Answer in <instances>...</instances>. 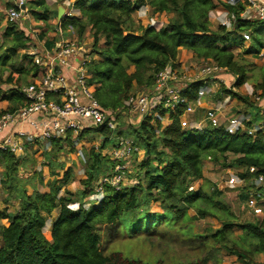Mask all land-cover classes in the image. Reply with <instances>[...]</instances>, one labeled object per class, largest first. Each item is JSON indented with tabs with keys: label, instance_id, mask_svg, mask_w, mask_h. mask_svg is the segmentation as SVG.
<instances>
[{
	"label": "trees",
	"instance_id": "obj_1",
	"mask_svg": "<svg viewBox=\"0 0 264 264\" xmlns=\"http://www.w3.org/2000/svg\"><path fill=\"white\" fill-rule=\"evenodd\" d=\"M146 6L155 13L171 14L168 25L160 28L135 25L133 13ZM222 6L234 16L231 30L220 24L216 29L211 28L209 14L218 7L214 0H74L71 8L77 14L61 17L60 27L64 31L71 28L79 39L90 32L96 59L88 64L89 82L95 86L98 103L104 109L117 111L119 121L120 116L129 114L121 112H127L125 101L133 92L153 88L157 73L167 66L177 68L175 60L180 48L190 51L194 59L212 63L235 77L234 90L221 84L219 93L209 95L213 102L231 97L248 103V96L237 91L248 75L243 63L235 58L234 47L242 45L243 35L251 32L253 41L243 53L258 55L264 50V23L242 19L240 13L245 8L242 3L225 2ZM29 8L38 20L46 22L57 18V12L50 13L46 0H30ZM15 28L13 23L5 27V37L13 36L9 47L13 52L12 55L6 52L1 55L3 66L11 57H18L16 48L24 49L29 41L23 31ZM101 41L102 46H99ZM28 64L31 66L21 65L15 69L16 80L11 75L5 81L0 78V117L18 109L2 106L3 101H14L21 106L26 103L22 88L28 83L22 76L29 73L34 76L38 71L31 56ZM12 82L14 87L9 91L1 87L2 83ZM208 82L210 79L207 78L190 81L181 90L184 102L173 109L160 106L154 109L161 118L169 114L170 123L166 126L151 113L143 116L136 127L125 124L122 127L119 122L114 131L96 128L102 140L98 148L91 146L85 177L80 180L82 187L75 192L64 188L60 193L72 178V169L60 163L55 155L46 154L49 175L53 179L46 183L47 189L40 191L33 184L32 192L28 193L25 183H31V179L22 180L17 173L25 161L8 150H0L5 175L2 181L8 180L12 184V197L18 201L14 214L0 210V219L9 222L7 226L0 225V264H142L120 252L105 256L101 251L97 223L112 225L125 214L130 217L132 230L147 231L162 226L174 228L181 221H193L207 215L218 216L221 226L210 233L214 244L235 255L241 264H264L254 258L264 252V216L255 221H238L219 199L220 192L216 191L214 199L203 189L209 181L204 176V169L210 164L220 169H243L236 175L244 182L238 188L246 198L255 189L264 194V184L256 186L254 183L258 175L264 176L261 132L254 136L247 132L230 134L224 125L185 130L180 122L190 103L198 99L199 89ZM253 91V94L259 91L264 94V65ZM118 137L130 139L145 152L144 158L135 161L134 169L128 174L129 178L136 179V183L119 189L106 185L101 199L85 208V200L95 190L99 178L112 170L114 163L103 150L108 141L115 139L116 142ZM48 143L51 151L56 152L74 146L69 135L50 139ZM54 168L59 170L54 171ZM198 180H203L202 186L190 189ZM75 203L77 208L72 209L70 205ZM152 204L161 210L150 212ZM190 209L196 210L194 216L189 215ZM53 212L57 215L47 237L43 228ZM233 229L242 232L238 240L232 238Z\"/></svg>",
	"mask_w": 264,
	"mask_h": 264
},
{
	"label": "rangeland",
	"instance_id": "obj_2",
	"mask_svg": "<svg viewBox=\"0 0 264 264\" xmlns=\"http://www.w3.org/2000/svg\"><path fill=\"white\" fill-rule=\"evenodd\" d=\"M20 1L21 0H0V57H2L1 55L4 52H6L8 55H12L13 52V50L9 48L10 44L13 43V36L5 37L4 35L5 27L8 23H13L16 27V30L23 31L26 37L29 38V41L26 44L27 46L24 49L16 48L15 53L18 55L17 58L11 57V59L6 62L4 66L1 65L0 62V78L3 81H5L9 75H11L14 80H16L18 74L15 69L17 67H20L21 65H27L30 67L31 65L28 64L30 56L34 58L35 56L40 55L43 49L42 47H44L46 43L50 44L49 47H46V49H49L57 40V38L61 37V34H58L57 29L55 28V19L48 20L46 22L36 19V17L31 14L29 8L30 0H23L24 5L18 6ZM64 1L65 0H56L54 4L49 7L51 9L56 8L57 5H63ZM214 2L218 5V8L223 7L222 4L225 3L223 0H214ZM20 8L24 10L23 15L21 14V16L14 21L10 20L8 16L9 10L17 9V11H19ZM66 8H68V4H66ZM147 8L148 7H144L140 11L133 13L135 25H152L156 28L166 27L168 25V22L172 17L171 14L155 13L150 8L146 10ZM211 13L212 12L209 14L210 26L212 29H216L219 23L215 16L217 17L218 13L215 12V16H213ZM226 28L230 30L233 28V26H226ZM61 31L64 36L63 39H78L84 45L86 50L84 54L85 58H88L90 61H92V59H96L93 48V40L89 31L86 32L81 39H79L77 37V33L70 28H67L65 31L61 28ZM246 33L250 34V39L245 41V48L234 47V53L235 58L243 63L247 70V80L244 85L239 88L241 89V93L244 94L243 96L247 97L246 93L248 91H252L255 83L260 80L261 68L264 65V56L261 55L252 57L243 53L244 50L249 49V46L253 41L251 32ZM99 46H102V41L99 43ZM187 52V54L183 55L184 61H187L185 67L189 68V70H193L194 74L192 75V78L196 79L198 76L196 69H201L202 73L204 65H209V62L196 60L193 57L190 58L188 54L191 52ZM185 55L187 56V59L185 58ZM210 65H212V63H210ZM226 73L229 72L224 71L221 73V75L223 74L224 76ZM179 76L181 75L179 74ZM22 78L25 80V82L29 83L32 80V74H26L22 76ZM202 78L210 79V81L213 79L208 75H205V77ZM223 80L224 83H221L223 86H229V88H232L234 80L231 78V76L226 75L224 76ZM13 83L14 82L8 84L2 83L1 87L5 91H9V89L14 87ZM178 84L180 86L181 82H178L177 85ZM8 96L9 92H7V97ZM2 106H16L19 108L18 103L14 101L11 102L10 100L3 101ZM251 110V113L253 114V121L262 122V119L258 115H255L254 110ZM142 118L143 117L138 114L131 113L125 116H120L119 122L121 126L125 124V126L129 125L136 127L139 125ZM97 134H99L98 131L94 128H91L86 130L83 136L86 138L89 135ZM94 140L98 143L101 141V139L97 137L87 138L84 140L86 142L82 146H75L76 144H73L74 146L66 147L62 150V152H56L55 150H52L47 153L42 148L45 149L47 145L49 146V143L46 141H38L36 144L26 148L24 153L25 155L22 158V160L25 161V164H22L18 168V177H21V179L25 181L27 179H31V183H25L27 184L26 188L29 193L32 192L33 184L40 191L47 189L46 183L49 180H52L53 177L49 175V169L47 167L45 155H55V158H57V160L59 159L60 163H63L65 166H73L71 167L73 173L72 178L67 184H69L68 188L70 191H77L82 187L80 184V179L82 178L80 174L83 169H85V165L88 160V152L92 146L91 142ZM114 141L115 139H111L107 142L103 153L106 154L104 151H108L113 147L115 143ZM134 163L135 157L132 155L131 162L128 163L129 166L127 167V176L125 177L126 179L121 187L131 186L136 183V179L129 178L128 175L134 169ZM55 169L56 168H54V171L59 170V168L56 170ZM241 171L243 170L233 168L220 169L217 166L206 164L204 174L207 177L206 179L209 181L203 187V189L214 199L216 194L220 192L221 195L219 199H221L231 209L236 217V220L255 221L264 216V197L259 202L261 214L254 215L251 210L252 202L246 198V196H244V192L239 191L240 188L238 187L229 186L227 183L228 176L232 174L234 176V174H237ZM0 175H2V178L0 179V210L4 209L7 210L8 213L14 214V212L18 209V201L15 197H12V184L8 180L6 182L2 181V179H5V175L4 166L1 162ZM202 184L200 185V182L193 183V188L198 189L199 185L202 186ZM247 188L249 189L250 187L247 186ZM62 191L63 190L61 189L60 193H62ZM100 199L101 195L94 190L86 198L84 207L88 208L91 202H98ZM70 207L72 209H76L77 203L70 205ZM160 210V207L156 204H152L150 206V212H159ZM214 211L218 215V212L216 210ZM195 214V209L189 210L190 216H194ZM50 220L51 219L46 222V225L43 228V232L47 237H49ZM130 222L129 215L125 214L112 225H108L103 222L97 223L96 228L100 237V248L105 256H108L113 252H120L129 259L140 260L142 264H187L196 261H205L203 264H241L240 260H238L235 255H231L219 245L214 244L210 238V233L221 226L218 216L207 215L203 218H198L193 221H181L176 224L174 228L162 226V228L151 229V231L141 230L140 228L137 230H132ZM0 224L9 225L6 219H0ZM231 235L233 239L238 240L242 235V232L239 229H233ZM254 258L256 261L264 263V252L256 254Z\"/></svg>",
	"mask_w": 264,
	"mask_h": 264
},
{
	"label": "built area",
	"instance_id": "obj_3",
	"mask_svg": "<svg viewBox=\"0 0 264 264\" xmlns=\"http://www.w3.org/2000/svg\"><path fill=\"white\" fill-rule=\"evenodd\" d=\"M23 3L21 0L18 6H23ZM227 3H242L245 7L240 13L242 19L259 20L264 23V0H227ZM23 12L22 8L19 11L10 9L9 19L14 21L23 15ZM233 19L234 16L228 13L219 24L231 27ZM243 37L245 41L250 39L249 34H244ZM85 52L84 45L77 39H64L57 41L53 50L33 58L38 71L22 88L26 103L0 117V150H8L16 155L23 152L27 142L32 143L36 140L49 142L50 139L66 138L69 135L73 144H76L80 138L84 139L85 131L91 128L105 127L112 131L117 129L118 112L104 109L95 98V86L89 82L90 60L85 58ZM221 70L216 65L205 64L202 73L201 69H196L198 72L196 79H204L202 77L205 75L216 77ZM178 82H181L180 86L177 85ZM188 82L190 79L177 68L167 66L157 73L153 88L137 90L129 96L125 101L127 112L122 111L121 114L135 113L143 117L154 113L156 118L162 120L154 109L159 106L173 109L176 104L184 102L185 97L181 90ZM207 85L199 89L198 99L205 94ZM253 98L255 101H262L264 94L259 91ZM215 114V108L207 112V116L212 119V125L218 127L220 125L213 120ZM33 116L34 120L29 123L36 128L35 132L18 131L4 134L5 130L16 123L28 121ZM246 121V117L235 115L226 121L224 128L230 134L247 132L252 136L260 131L256 126L247 127ZM92 146L98 148L99 145ZM113 148L110 153L114 163L112 170L100 177L95 186V191L101 197L106 185L119 189L124 184L128 161L134 152L140 151L130 139L124 137L116 138ZM227 183L231 187H240L244 184L236 174L228 176ZM254 183L256 186L263 185L264 176L258 175ZM190 189H194L193 185ZM263 197L264 194L259 190L250 191L248 199L252 202L251 210L254 215L261 214L259 202Z\"/></svg>",
	"mask_w": 264,
	"mask_h": 264
},
{
	"label": "crops",
	"instance_id": "obj_4",
	"mask_svg": "<svg viewBox=\"0 0 264 264\" xmlns=\"http://www.w3.org/2000/svg\"><path fill=\"white\" fill-rule=\"evenodd\" d=\"M55 1L56 0H49V1L46 0V3L48 5V7H49V6L53 5ZM73 1L74 0H65L63 5H57L56 8H52V9L49 7V11H51L50 13L52 15L55 12H57V18H55V20H56L55 21L56 22L55 28L57 29V33L61 34V37L57 38V40L54 42V44L49 49H46V47H49L50 44L46 43L44 45V47H42L43 49L41 51V54H44L45 52L53 50V48L55 46V43L57 41L64 40L63 39L64 36L62 34L61 27H60V19H61V17L65 16V15L77 14L76 11H74L72 8H70L72 3H73ZM223 1L227 2V0H223ZM66 4H68V8H66ZM146 7H148V6H146ZM148 9H149V7L146 10H148ZM67 10H68V12H67ZM215 12L218 13L217 17L215 16ZM211 14L213 16H215V18L217 19V21L219 23L220 20L223 19L226 14H228V11H226L223 7H221V8L217 7L214 10V12L212 11ZM53 23H54V21H53ZM239 47L240 48H245V41ZM187 53H188L187 50H185L183 48H180L179 51H178L177 58L175 60V65H176L177 69L184 76H186L188 79H190V81H193V80H195V78H192V75L194 74L193 70H189V68L185 67L187 61H184V58H183L184 57L183 55L187 54ZM247 55H250L252 57L261 56V55L264 56V50H262L258 55H253L251 53L247 54ZM188 56H190V58H192V53H189ZM185 58L187 59L186 55H185ZM224 71H226V70L222 69L220 72H218V75L216 77H212L213 79L210 82H208L205 94L200 99L190 103L188 110L180 117V122H181L182 128L185 129V130H188V129L203 130L206 127L212 125V119L207 116V112L209 110H212L213 108H215L216 109V114L214 115L213 120H215L219 125H224L229 118H231V117H233L235 115H239L240 117H246L247 118V121H246L247 127H255V126L259 127L262 136H264V100L255 101L254 98H253V96H254V94H253L254 91L253 90L252 91H248L246 93V95L249 98L248 103H245V102H243L240 99L231 98V97H222V98H219L217 101H214V102H213L212 99H210L211 97H209V95H214V94L219 93V90H220V87H221V83H224V80H223L224 76H226V75L231 76V78H233V80L235 82V79H234L233 75H231L229 73H226L224 76H223V74L221 75V73L224 72ZM217 80H218V82H217ZM234 82H233V84H234ZM233 84H232V89L234 90ZM226 88L230 89L229 86H227ZM253 89H254V87H253ZM237 91L240 94H242L241 93V89H238ZM242 95H244V94H242ZM20 107H21V105H19V108ZM251 109L254 110L255 115H258L262 119V122H254L253 121V114L251 113V111H252ZM31 120H34V116L31 117L28 121H23V122L16 123L12 127H10L7 130H5L4 134L18 132V131L35 132L36 128L33 127L29 123ZM161 122H162V126H166V125H168L170 123V119H169V114L168 113L165 115V117L162 119ZM95 137L100 138L102 140V137H101L100 134L89 135L86 138L84 136V139L80 138V141L77 142L75 146H77V145L82 146L86 142L84 140H86L87 138H95ZM38 141L40 142L41 140H36V141H34L32 143L27 142L25 148L23 149V152L20 153V154H16V156L22 159L23 156L25 155L24 153H25L26 148L36 144ZM100 143H101V141L98 143L95 140L93 142H91L92 145L93 144L100 145ZM115 143H114L113 147L115 146ZM113 147L111 149L108 148L110 150H108V151L105 150L104 152H106V154L110 155V153L114 149ZM51 148L52 147L50 145L49 146L47 145V147H45V149L44 148H42V149L45 150V152L47 153V152L51 151ZM144 155H145V152H144V150L141 149L139 152H137L134 155L135 161H138V162L141 161L144 158ZM129 162H131V159L128 161V163ZM70 167H73V166L70 165ZM241 170H243V169H241ZM80 175L82 177L81 179H83L85 177V169H83V171L81 172ZM204 176L206 177L205 174H204ZM1 178H2V175H0V179ZM196 182H200V185H201L203 183V180H198ZM196 182H194V183H196ZM68 185L69 184H65V186H63L62 190L64 188L70 190L68 188ZM200 185H199V187H200ZM56 215L57 214L55 212H53L47 219V221L49 219H51L50 223H49L50 228H51V225H52L53 221L56 219ZM7 223H9V222L7 221ZM0 225H3V224H0ZM4 226H7V225H4ZM49 233H50V231H49Z\"/></svg>",
	"mask_w": 264,
	"mask_h": 264
}]
</instances>
